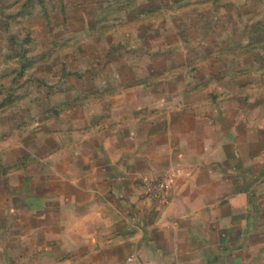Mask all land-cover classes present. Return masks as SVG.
Instances as JSON below:
<instances>
[{"label": "crops", "instance_id": "crops-1", "mask_svg": "<svg viewBox=\"0 0 264 264\" xmlns=\"http://www.w3.org/2000/svg\"><path fill=\"white\" fill-rule=\"evenodd\" d=\"M151 61L105 108L81 105L72 144L64 130L38 171L7 175L23 184L0 202V264L263 263L264 94L251 76L227 84ZM165 174L161 206L143 184Z\"/></svg>", "mask_w": 264, "mask_h": 264}, {"label": "rangeland", "instance_id": "rangeland-1", "mask_svg": "<svg viewBox=\"0 0 264 264\" xmlns=\"http://www.w3.org/2000/svg\"><path fill=\"white\" fill-rule=\"evenodd\" d=\"M153 56L162 74L251 76L264 94V0H0V202L23 184L9 173L38 171L64 130L72 144L79 107L105 108Z\"/></svg>", "mask_w": 264, "mask_h": 264}, {"label": "built area", "instance_id": "built-area-1", "mask_svg": "<svg viewBox=\"0 0 264 264\" xmlns=\"http://www.w3.org/2000/svg\"><path fill=\"white\" fill-rule=\"evenodd\" d=\"M174 184V175L165 174L152 179H148L144 182L143 188L145 195L152 202H156L161 206H167L170 203L171 190ZM126 264H151L141 260L136 254L130 255ZM163 264V263H156Z\"/></svg>", "mask_w": 264, "mask_h": 264}]
</instances>
